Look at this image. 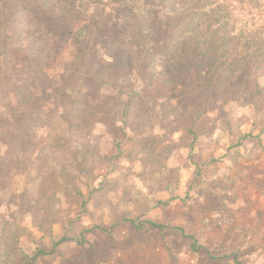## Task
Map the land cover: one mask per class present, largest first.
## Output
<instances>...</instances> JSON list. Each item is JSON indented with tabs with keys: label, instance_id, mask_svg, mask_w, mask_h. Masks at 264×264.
Wrapping results in <instances>:
<instances>
[{
	"label": "rangeland",
	"instance_id": "374dc122",
	"mask_svg": "<svg viewBox=\"0 0 264 264\" xmlns=\"http://www.w3.org/2000/svg\"><path fill=\"white\" fill-rule=\"evenodd\" d=\"M118 2L0 4L2 222L30 234L21 238L27 253L65 238L53 264H264V65L254 67L262 98L240 69L243 58L264 55V0H190L194 35L219 32L229 50L222 98L206 103L168 60L148 71L125 37L156 38L159 13L118 21ZM137 132L151 140L133 159H116L118 143L130 150ZM244 134L260 140L239 143ZM77 150L90 196L80 217L79 198L52 196Z\"/></svg>",
	"mask_w": 264,
	"mask_h": 264
},
{
	"label": "trees",
	"instance_id": "16d2710c",
	"mask_svg": "<svg viewBox=\"0 0 264 264\" xmlns=\"http://www.w3.org/2000/svg\"><path fill=\"white\" fill-rule=\"evenodd\" d=\"M6 1L0 0V4L3 5ZM119 3L120 7L117 8L118 21L123 20V15H128L129 18H146L152 12L155 15L159 13L157 20L160 26L158 29L159 34L156 38L147 30H138L137 32L127 30L125 35L126 38L132 37L131 42L134 45V49L139 52L148 71L153 70L154 65L158 62L157 59L162 58L164 63L166 62L165 60H168L167 62L172 64L174 70L178 71L179 76L183 78L182 80L185 81L186 76L192 79L193 83L190 86L195 90L192 93L195 100L201 97L202 94L205 95V99L207 98L204 103L211 97L222 98V58L229 57V50L222 46V38H217L220 34L219 32L212 34L208 40L204 38V33L199 32L197 36L194 35L195 27L197 26L192 20V16H190V0H119ZM86 33L87 30L85 28L78 30L77 36L81 39V43ZM157 45L161 47V50L154 57L153 49ZM192 48L195 50L193 53L191 52ZM209 60L211 61L210 63L208 62ZM257 60H259V64L264 65V55L258 58L255 55H249L248 58L241 60L240 69L245 84L252 88V94L261 97V87L254 74ZM147 61H150V64ZM206 74L209 75L201 79ZM199 80L201 81L199 82ZM185 83L187 85L185 87L189 88L188 82ZM78 87L76 86V88ZM77 91L79 92V88ZM201 106L203 105L201 104ZM130 111V105L125 103L121 121L124 126V133L131 126L129 123L133 122ZM58 133L60 134V132ZM251 138L260 140L258 136H253V134H244L239 137V143ZM150 140L149 136L140 138L137 132L131 140L133 146L130 150H122L120 142L118 143L120 153L115 158L133 159L142 149L143 144ZM86 168V154L84 151L77 150L74 153V167L63 168L57 179L54 180L52 196H56L58 193H66L67 195L72 193L73 196L79 198L77 200L79 217L87 212L90 202V196L85 195L80 185V183L83 184L81 175L86 173ZM169 202L165 203V205ZM2 221L3 218L0 217V264H53L54 260L60 256L61 253L58 247L65 241V238L59 241L52 239V244L49 248L40 245L32 253H27L21 246V238L26 235L30 237V234H26L22 228L14 229ZM149 223L153 228L163 227L153 222ZM192 249L196 252H200L202 249L194 238H192ZM211 257L213 259L225 258L222 256Z\"/></svg>",
	"mask_w": 264,
	"mask_h": 264
}]
</instances>
